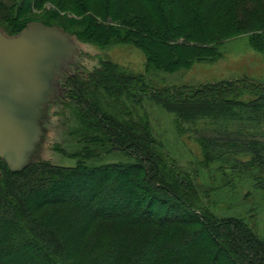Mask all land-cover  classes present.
Instances as JSON below:
<instances>
[{
	"label": "rangeland",
	"instance_id": "rangeland-1",
	"mask_svg": "<svg viewBox=\"0 0 264 264\" xmlns=\"http://www.w3.org/2000/svg\"><path fill=\"white\" fill-rule=\"evenodd\" d=\"M141 2L0 0V30L6 37L19 36L29 24L41 22L60 28L68 38L67 54L54 69L46 102L39 109L28 164L100 167L137 162L128 152L113 150L99 126H88L71 86L75 80L105 117L125 126L150 127L166 169L193 183L197 200L192 205L198 211L239 219L264 243L261 159L248 153L205 158V144L193 129L207 130L212 120L183 121L153 97L163 90L190 97L196 90L225 82L264 85V0H175L201 14L202 25L188 42L193 47L178 45L183 35H176L175 42L157 41L151 35L155 12ZM166 7L173 11L175 5ZM184 16L175 9V23L183 24ZM170 30L168 24L163 32ZM115 75L124 78H111ZM101 77L108 80L104 83ZM231 98L247 103L257 95L249 91ZM214 126L235 130V121ZM5 166L0 160V184L6 182ZM174 211L183 213L181 208Z\"/></svg>",
	"mask_w": 264,
	"mask_h": 264
},
{
	"label": "trees",
	"instance_id": "trees-1",
	"mask_svg": "<svg viewBox=\"0 0 264 264\" xmlns=\"http://www.w3.org/2000/svg\"><path fill=\"white\" fill-rule=\"evenodd\" d=\"M141 3L155 12L151 35L157 41L175 42L176 35H183L178 45L190 46L194 29L202 25L197 9L175 0ZM171 5L173 11L166 7ZM175 9L185 15L183 24L175 23ZM168 24L171 30L165 33ZM71 84L88 126H99L113 150L126 151L137 162L100 167L37 162L14 173L5 166L0 264H264L263 241L241 220L219 218L192 205L197 200L193 183L166 169L148 125L125 126L105 117L77 81ZM249 91L257 98L247 103L231 98ZM170 92L153 97L183 121L212 120L207 130L193 129L205 144V158L248 153L264 163V85L225 82L190 97ZM228 121H235V130L214 126Z\"/></svg>",
	"mask_w": 264,
	"mask_h": 264
},
{
	"label": "water",
	"instance_id": "water-1",
	"mask_svg": "<svg viewBox=\"0 0 264 264\" xmlns=\"http://www.w3.org/2000/svg\"><path fill=\"white\" fill-rule=\"evenodd\" d=\"M67 45L60 28L41 22L15 37L0 30V160L12 173L28 165L39 109Z\"/></svg>",
	"mask_w": 264,
	"mask_h": 264
}]
</instances>
